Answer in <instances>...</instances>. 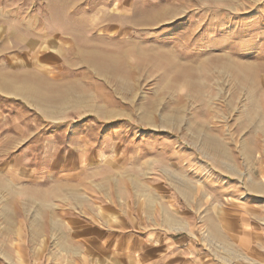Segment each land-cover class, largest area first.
<instances>
[{
    "label": "rangeland",
    "instance_id": "rangeland-1",
    "mask_svg": "<svg viewBox=\"0 0 264 264\" xmlns=\"http://www.w3.org/2000/svg\"><path fill=\"white\" fill-rule=\"evenodd\" d=\"M179 240L264 264V0H0V264Z\"/></svg>",
    "mask_w": 264,
    "mask_h": 264
},
{
    "label": "crops",
    "instance_id": "crops-1",
    "mask_svg": "<svg viewBox=\"0 0 264 264\" xmlns=\"http://www.w3.org/2000/svg\"><path fill=\"white\" fill-rule=\"evenodd\" d=\"M165 222L168 224L167 220ZM168 225L171 226V227H176L174 229L175 231L180 230L179 226H177V225H179V220H178V223H176L175 226L174 225H170V224H168ZM184 242H185V240H179L175 244L174 242H166V241H164V243H167L166 246L171 248L170 249L171 251L170 252L168 251V253H167V255H168L167 256V261L169 263H171V264H186L187 260L190 259L189 257H191V255L194 254V252L192 250H186V249L182 248V245H184ZM162 254H164V253L162 252ZM186 258H187V260H186ZM15 259H17L18 264H20L19 263L20 259H19L18 255L16 256Z\"/></svg>",
    "mask_w": 264,
    "mask_h": 264
},
{
    "label": "bare ground",
    "instance_id": "bare-ground-1",
    "mask_svg": "<svg viewBox=\"0 0 264 264\" xmlns=\"http://www.w3.org/2000/svg\"><path fill=\"white\" fill-rule=\"evenodd\" d=\"M117 5V4H116ZM31 43V45H35V40H33V41H31L30 42ZM99 69V68H98ZM98 72V71H97ZM7 85V84H6ZM10 90V92L9 93H12V94H23V93H25L26 91L25 90H23L22 88H15V89H9ZM3 91V90H2ZM4 91H5V89H4ZM26 94V93H25ZM27 99V98H26ZM207 143H209V144H212V143H214V141L213 140H208L207 141ZM219 148V147H218ZM179 183V189H180V193L181 194H183V195H185L186 197H190L192 194H193V191H192V189L190 188H187V186H185L187 183L182 179V180H180V182H178ZM2 189V188H1ZM67 193H69V192H67ZM192 193V194H191ZM70 195V194H69ZM189 199V198H188ZM52 221H53V219H51ZM57 221V220H56ZM55 221V222H56ZM171 221V223L173 222V224L175 223V222H177L175 219H173V220H168L167 222H170ZM178 223V222H177ZM58 224H60V223H58V222H56V226L58 225ZM62 225V224H61ZM59 229V228H58ZM215 236V235H214Z\"/></svg>",
    "mask_w": 264,
    "mask_h": 264
}]
</instances>
